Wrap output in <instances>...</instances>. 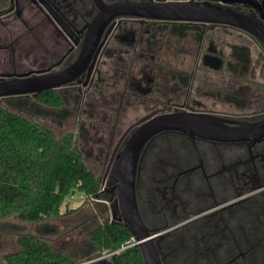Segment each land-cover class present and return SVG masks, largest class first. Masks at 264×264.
Returning a JSON list of instances; mask_svg holds the SVG:
<instances>
[{
  "label": "flooded vegetation",
  "instance_id": "af4514ba",
  "mask_svg": "<svg viewBox=\"0 0 264 264\" xmlns=\"http://www.w3.org/2000/svg\"><path fill=\"white\" fill-rule=\"evenodd\" d=\"M164 5L208 12L149 15ZM70 67L60 87L0 102L73 130L99 182L86 197L93 218L122 223L119 155L141 125L176 113L215 118L211 131L163 129L144 141L138 213L160 232V264H264V0H0V79ZM43 91L61 105L38 103Z\"/></svg>",
  "mask_w": 264,
  "mask_h": 264
},
{
  "label": "trees",
  "instance_id": "16d2710c",
  "mask_svg": "<svg viewBox=\"0 0 264 264\" xmlns=\"http://www.w3.org/2000/svg\"><path fill=\"white\" fill-rule=\"evenodd\" d=\"M35 100L47 107L62 103L51 91L36 94ZM16 107L0 102V218L16 216L20 221L40 222L59 216L61 203L75 192L94 197L99 182L76 148L73 130L57 135ZM72 211L66 209L65 213ZM130 236L124 224L107 221L85 232L86 240L100 254L118 249ZM16 244L14 251L2 255L6 264H86L83 262L89 259L54 250L48 241L33 234L17 235ZM109 258L112 264H143L137 244Z\"/></svg>",
  "mask_w": 264,
  "mask_h": 264
},
{
  "label": "water",
  "instance_id": "95a60500",
  "mask_svg": "<svg viewBox=\"0 0 264 264\" xmlns=\"http://www.w3.org/2000/svg\"><path fill=\"white\" fill-rule=\"evenodd\" d=\"M150 16L156 17H176L183 19H206L200 13H206L208 10L200 6H182L172 9L166 5L162 7H151ZM130 11V10H128ZM127 11V12H128ZM211 11V10H209ZM126 12V11H125ZM130 13H132L130 11ZM237 18L238 16L235 15ZM235 26L246 29L244 24L235 21ZM72 68L53 71L48 73L20 74L9 78L0 79V98L19 94H34L43 89L60 87L73 76ZM217 125L215 118L202 117L199 115H184L181 113L162 115L154 117L145 122L130 137L124 149L119 155L117 173L118 180L116 204L122 211L121 221L128 229L140 248L143 264H160L153 239L159 235V231L148 232L138 213L134 192V179L136 173V163L140 147L144 141L153 133L163 129H177L186 131H211ZM219 126V123H218ZM41 222V221H40ZM40 222L35 225L36 229L46 227V224ZM39 237V236H38ZM87 250L81 254V257H89L97 253L96 247L85 240ZM86 264H112L107 256L94 257L88 259Z\"/></svg>",
  "mask_w": 264,
  "mask_h": 264
},
{
  "label": "rangeland",
  "instance_id": "374dc122",
  "mask_svg": "<svg viewBox=\"0 0 264 264\" xmlns=\"http://www.w3.org/2000/svg\"><path fill=\"white\" fill-rule=\"evenodd\" d=\"M40 122L51 128L57 135L60 134L56 125L53 126L52 123L44 120ZM92 206L93 203L91 204L84 195L80 196L79 193L75 192L65 197L60 205L59 216L47 218L40 222L46 224V227L42 229L35 228L37 223L20 221L16 216L0 218V264H6L2 255L17 248L16 237L22 233L35 234L48 241L54 250L66 251L73 256L81 257L83 249L87 250L85 243H83L86 240L85 232L91 227L101 224L103 220L98 216L93 218ZM66 209L73 211L65 213ZM61 223H63V228L59 229ZM79 247L82 248V251ZM98 255H100L99 252L97 255L92 254L87 258L91 259Z\"/></svg>",
  "mask_w": 264,
  "mask_h": 264
},
{
  "label": "built area",
  "instance_id": "2783aa9c",
  "mask_svg": "<svg viewBox=\"0 0 264 264\" xmlns=\"http://www.w3.org/2000/svg\"><path fill=\"white\" fill-rule=\"evenodd\" d=\"M79 195H80V194H79ZM133 243H135V239H134V237L131 235V236L129 237V239H127L126 241H124V242L120 245V247H119L118 249H116V250H114V251H112V252H104V253H101L100 255H98V257H101V256H109V255L112 254V253L119 252L120 250L125 249V248H127V247L133 245ZM86 262H87V260H85L83 263H86Z\"/></svg>",
  "mask_w": 264,
  "mask_h": 264
}]
</instances>
